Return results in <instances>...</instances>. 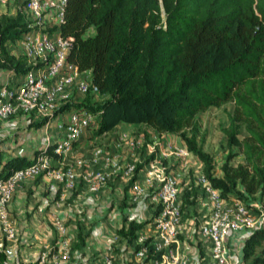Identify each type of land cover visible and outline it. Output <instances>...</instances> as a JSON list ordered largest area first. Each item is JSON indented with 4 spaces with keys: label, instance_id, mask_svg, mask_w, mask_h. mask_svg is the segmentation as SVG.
Instances as JSON below:
<instances>
[{
    "label": "trees",
    "instance_id": "obj_1",
    "mask_svg": "<svg viewBox=\"0 0 264 264\" xmlns=\"http://www.w3.org/2000/svg\"><path fill=\"white\" fill-rule=\"evenodd\" d=\"M26 31L19 10L0 16V74L19 77L29 70L21 55L8 50V42ZM60 35L71 45L67 62L90 72L91 83L105 98L86 96L63 105L57 114L73 108L97 114V136L120 123L149 128L158 136L177 135L221 199L264 198V0H67ZM228 103L233 110L222 129L228 155L216 176L213 158L196 139L195 117ZM45 121L32 124L39 128ZM43 150L29 158L12 155L0 144V179L32 164ZM238 156L242 162L232 164ZM148 163L135 169L130 184ZM199 191L192 184L184 189L181 213L196 207ZM159 212L158 207L153 216ZM145 225L122 214L115 234L133 244ZM89 235L78 230L72 249L84 247ZM150 242L143 245L142 264L164 255ZM4 249L0 264H7ZM55 252L54 238L49 257ZM241 256L244 264H264V222L247 233Z\"/></svg>",
    "mask_w": 264,
    "mask_h": 264
},
{
    "label": "built area",
    "instance_id": "obj_2",
    "mask_svg": "<svg viewBox=\"0 0 264 264\" xmlns=\"http://www.w3.org/2000/svg\"><path fill=\"white\" fill-rule=\"evenodd\" d=\"M0 6L7 7L9 12L12 10V14L19 10L25 18L27 31L17 44L21 52L12 53L21 55L29 67L26 73L0 88V120H6L11 115L27 117L32 114L45 119L47 129L50 122L61 114L57 112L63 105L69 102L80 103L86 96L94 101L101 98L98 88L91 83L90 72H80L76 66L67 62L71 45L60 35L67 0H0ZM63 113H67L66 120L56 123V130L61 137L45 147L32 164L14 170L7 178L0 179V231L6 242L15 239V232L8 218V205L19 185L39 176L66 190L74 189L79 182L76 167L82 163L66 164L65 160L82 134L96 129L98 115L84 108H73ZM150 141V149L155 148L159 141L158 135L152 134ZM166 145L169 144L166 143L165 147ZM187 154L183 147L180 155ZM135 169L134 164L128 165L127 172L132 173ZM161 170L158 177H147L142 182H134L131 187L132 200L135 201L143 194L146 186H151L152 180L160 182V187L152 198V203L160 208L153 219L156 240L155 243L150 242L156 252L163 251L167 243L175 241L181 214V196L187 188L179 187L177 175L164 176L162 167ZM107 171L108 165L105 163L100 171L93 174L91 191H97L107 183ZM200 182L206 196L204 205L207 211L202 215L197 234L204 249V258L208 261L207 264H230L227 250L229 237L261 226L264 222V198L254 202V207L237 200L227 204L202 174ZM51 224L56 234V252L50 257L42 254L36 264H47L48 258H51L49 264H60V261H68L70 258L71 239L65 224L55 214L51 216ZM146 240L143 234H138L133 242L134 246H140L133 253L139 262L146 257V247L143 246ZM4 253L7 259L12 258L9 248H5ZM162 258L151 264H171L162 262ZM102 264H114L113 259L105 256Z\"/></svg>",
    "mask_w": 264,
    "mask_h": 264
},
{
    "label": "crops",
    "instance_id": "obj_3",
    "mask_svg": "<svg viewBox=\"0 0 264 264\" xmlns=\"http://www.w3.org/2000/svg\"><path fill=\"white\" fill-rule=\"evenodd\" d=\"M14 78L10 75L0 74V88ZM66 117L67 113H61L50 122L49 127L55 121L56 128V123L66 120ZM43 127L44 138L49 140L44 144L45 147L52 145L61 137L59 132L51 137L46 134L49 127L46 129L45 124ZM139 127L124 123L118 124L112 131L100 135L114 134L112 138L103 139V145L99 151L98 147L92 144L99 136L92 134L91 131H85L74 144L73 149L76 152L74 150L66 161V164H74L79 161L82 163L81 166L76 167L80 184L76 185L74 191L68 192L53 182L41 181L35 187H30L35 190V194H40L43 190L50 192L48 199L39 202L40 200L32 199L25 193L27 188L16 189V194L14 193L12 197L13 199L16 195L15 199L11 200L8 205V218L15 232L14 241L6 242L0 231V248L4 245L13 254L12 258L7 259V264H36L42 254H50L55 238L51 224L53 214L63 221L72 242H77L78 230L82 231L92 226L85 246L80 250H73L71 246L69 260L60 261V264H102V259L105 256L111 257L114 264H122L123 259L131 264L139 262L133 256V244H128L117 238L115 234L116 229L122 223V214L128 215L132 220H137L132 217L134 215L132 207H127L128 200L133 201L131 193L133 183L142 182L147 177L156 178L161 173L160 170L154 171L153 169L151 171V165L146 164L136 174V180L130 184L135 172H127V167L139 160L138 149L146 143L141 134L132 138L130 136V131ZM147 132L150 136L154 134L149 128H147ZM170 136H174V134H163L158 137L166 142ZM167 143L169 144V141ZM40 149L43 148L35 147L31 151V155L26 152L23 155H18L20 150L12 152V155L33 158L35 150ZM99 152L101 155L98 154ZM105 163L108 165V184L101 186L97 191H91V178L95 172L101 170ZM113 164L117 166L114 167ZM126 187L128 189L122 193V189L124 190ZM58 190L60 191L57 192ZM55 197L57 198L55 199ZM124 199L127 205L121 211L120 206ZM231 202L233 201L226 203ZM48 260L47 264L51 258Z\"/></svg>",
    "mask_w": 264,
    "mask_h": 264
},
{
    "label": "rangeland",
    "instance_id": "obj_4",
    "mask_svg": "<svg viewBox=\"0 0 264 264\" xmlns=\"http://www.w3.org/2000/svg\"><path fill=\"white\" fill-rule=\"evenodd\" d=\"M11 14L12 10H10L9 12L7 7L0 6V16H9ZM18 43L19 39L8 42V50L10 52L20 53L21 48L17 45ZM104 98L105 97L97 98V100L100 101ZM232 110L233 105L231 103H228L220 106L219 108L208 109L195 117L196 139L202 151L209 154L213 158L215 164L214 175L216 176L220 175V167L224 163L228 155L227 139L222 133V129L227 126L226 114L228 112H232ZM29 116L24 117L17 114V116L11 115V117L6 120H0V144L3 150L10 152L20 150L18 151V155H23L25 152L31 155V151L35 147L43 149L45 148L44 144L49 140L48 138H44V127L41 126L39 128H35L32 124L42 121L43 119L32 114L30 117ZM54 123L55 121L49 127L48 133L46 132V134H49L51 137L55 136L58 133L54 126ZM91 132L92 134H94V130H92ZM140 134L145 138L146 143L138 149L137 154H139V160L134 163L136 168L139 165L149 162L148 164L151 165V171L153 169L154 171H162V167L164 169V176L168 174L177 175V181L181 189L188 187L190 184L198 186L200 188L199 200L196 207L184 209V211L180 214L179 226L176 230L177 232L175 235V241L169 242L164 246V257L162 258V262H169L171 264H207L208 261L204 258V249L202 248L197 234L200 226V221L201 219H203L202 215L207 211L206 206L204 205V200L206 197L205 192L202 186H200L202 165L189 152L186 156L180 155V150L183 149V146L180 138L177 135L170 136V138L168 139V146L166 145L165 147V144L168 141L165 142L164 139L159 138V141L157 143L158 145L156 144L157 146H155V148L150 149V147L152 146L150 141L151 136L147 132V128L140 126L132 132L130 131L131 138ZM187 134H189V131H187ZM25 135L29 136L25 137ZM112 136H114V134L112 133H109V135L99 136V138H97V140H94L92 144L95 147L97 146V149L99 151L100 147L103 145V139L106 137L112 138ZM74 150L75 149H72V152ZM74 152H76V150ZM98 154L101 155V152H99ZM151 157H153V159L148 160ZM66 161L67 159L65 160V163ZM241 162V156H238L231 161V163L234 165ZM41 181H45L46 183L52 182L48 179L44 180L42 176H39L22 183L17 187V189L27 188L25 193L28 194L29 197H31L32 199L40 200L39 202H42V200L48 199L50 192H45V190H43L40 194H35V190H32L30 188L32 186L35 187ZM78 184H80V181L78 182ZM150 185L151 186H146L144 188L143 194L139 199L135 200H138L137 202L128 200L129 204L127 205L125 203L124 205H127V207H132L134 214L132 217H135L137 219L136 221L146 224L143 230L139 232V234H143L146 239H151V241L155 243L156 231L153 224V212L156 210L157 206L151 201L155 196L158 188L160 187V182H158L157 180H152ZM58 186L61 187V185ZM74 190L75 189L68 190V192H72ZM59 191L60 190H58L57 192ZM123 192L125 193V189H122V193ZM15 196L12 200L15 199ZM56 198L57 197H55V199ZM241 202L245 205L248 204L250 207H254L253 203L256 202V200H241ZM91 228L92 226H90L89 229L85 228L84 230H82V233L84 235L86 233H90ZM247 233L248 232L237 233L234 235V239L231 240L230 238L227 241V250L230 264H244L241 256V248L243 240L246 237ZM70 243L72 246L75 242L71 241ZM136 247L137 246L132 245V249L134 250L133 253L135 252ZM122 264L131 263H128L125 259H123ZM136 264L142 263L137 262Z\"/></svg>",
    "mask_w": 264,
    "mask_h": 264
}]
</instances>
